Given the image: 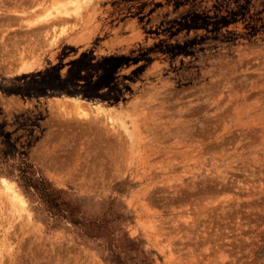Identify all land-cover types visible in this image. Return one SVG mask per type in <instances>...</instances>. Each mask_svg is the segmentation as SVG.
<instances>
[{
    "label": "rangeland",
    "instance_id": "374dc122",
    "mask_svg": "<svg viewBox=\"0 0 264 264\" xmlns=\"http://www.w3.org/2000/svg\"><path fill=\"white\" fill-rule=\"evenodd\" d=\"M72 1L0 0V264H264V0Z\"/></svg>",
    "mask_w": 264,
    "mask_h": 264
},
{
    "label": "trees",
    "instance_id": "16d2710c",
    "mask_svg": "<svg viewBox=\"0 0 264 264\" xmlns=\"http://www.w3.org/2000/svg\"><path fill=\"white\" fill-rule=\"evenodd\" d=\"M111 58V57H110ZM84 61L83 59H78L73 64H77L78 62ZM72 70V69H71ZM80 69H75L73 73L79 74ZM70 73V69L68 70V74ZM68 76L64 79L60 78L59 75L53 71V69H43L40 71L32 72L29 74H23L20 78H29L28 81H22L20 83L14 84L12 87L18 91L21 95H31V94H46L47 89H51L53 93L58 94H66L69 96L73 95H80L84 98H94L98 97V94H96L95 87H91L88 91H78L74 90L72 88H69L68 85H66V82L68 81ZM18 80V78H15ZM77 80V78H75ZM18 173H17V179L21 181V185L25 188V186L28 187V189H31L37 196L40 198V200L45 203V205L54 210L56 214H60L61 216L65 217L67 215V210L69 211V221L77 226L79 229L83 228V222L78 217V213L75 214V211L73 208L66 207V210L61 208V204L58 203L56 196L54 195L53 189L49 182L40 174H36V171L32 169V166L27 164L26 162L23 163V165H19L17 167ZM124 248L127 249V251L131 250H137L135 247V242H123ZM142 249H140V252ZM129 261L131 260V257L127 258ZM111 264H123L120 260V258L117 255L113 256V260H111ZM133 264V263H128Z\"/></svg>",
    "mask_w": 264,
    "mask_h": 264
},
{
    "label": "bare ground",
    "instance_id": "6f19581e",
    "mask_svg": "<svg viewBox=\"0 0 264 264\" xmlns=\"http://www.w3.org/2000/svg\"><path fill=\"white\" fill-rule=\"evenodd\" d=\"M72 1V0H71ZM80 1V0H79ZM72 2H74V0L72 1ZM77 3H78V0L76 1ZM79 3H82V2H79ZM74 5H76V4H74ZM73 5V6H74ZM79 5H81V4H79ZM74 6V7H72V8H74L73 10H69L70 8H68V9H66L67 11H65V9H64V12L62 11V9H60V6H58L59 8L58 9H56L55 8V12L53 11V13L52 12H50V13H48V14H46V15H44V14H41V15H43V17L41 16V15H39V16H41L40 18H45V19H50V17L54 14H56V15H59V14H64V15H71L72 13H77V15L79 14L78 13V9H80V6ZM87 5V4H86ZM65 6V5H64ZM72 6V5H71ZM53 7H57V6H53ZM49 10V9H48ZM56 15H55V17H56ZM38 16V17H39ZM58 17V16H57ZM48 19V20H49ZM55 19V18H54ZM62 19V18H61ZM33 21V20H32ZM35 23V22H34ZM61 31V30H60ZM62 32V31H61ZM60 32V33H61ZM55 34V33H54ZM1 184H2V187H1V194L9 201V205H11L10 207H12L14 210H17V209H19L20 208V201L22 200V196H21V194L18 192V190L17 189H15L14 187H13V183L12 182H10V181H8L5 177H1Z\"/></svg>",
    "mask_w": 264,
    "mask_h": 264
}]
</instances>
